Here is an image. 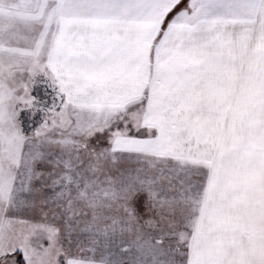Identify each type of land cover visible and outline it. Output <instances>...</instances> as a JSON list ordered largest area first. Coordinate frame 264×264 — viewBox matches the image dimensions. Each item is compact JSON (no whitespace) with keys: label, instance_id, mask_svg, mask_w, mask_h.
<instances>
[{"label":"snow or ice","instance_id":"obj_1","mask_svg":"<svg viewBox=\"0 0 264 264\" xmlns=\"http://www.w3.org/2000/svg\"><path fill=\"white\" fill-rule=\"evenodd\" d=\"M0 264H264V0H0Z\"/></svg>","mask_w":264,"mask_h":264}]
</instances>
